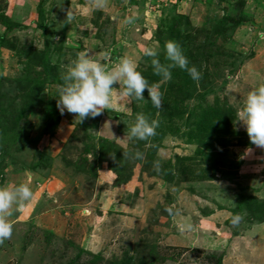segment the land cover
Here are the masks:
<instances>
[{"label":"rangeland","instance_id":"obj_1","mask_svg":"<svg viewBox=\"0 0 264 264\" xmlns=\"http://www.w3.org/2000/svg\"><path fill=\"white\" fill-rule=\"evenodd\" d=\"M92 5L0 0V184L33 191L10 217L0 264H264V150L236 122L248 91L264 83V0ZM168 40L201 69L198 85L178 68L168 81L154 75L143 49L156 48L166 64ZM84 50L109 69L135 59L158 83L162 108L145 90L147 101L114 98L82 123L61 114L56 86ZM138 113L159 127L130 142ZM137 150L142 161L123 156ZM169 206L180 215L169 216ZM179 222L193 229L181 233Z\"/></svg>","mask_w":264,"mask_h":264},{"label":"clouds","instance_id":"obj_2","mask_svg":"<svg viewBox=\"0 0 264 264\" xmlns=\"http://www.w3.org/2000/svg\"><path fill=\"white\" fill-rule=\"evenodd\" d=\"M95 9L106 7V0H93ZM135 16L125 18L126 24H134ZM143 55L151 58V65L154 75L162 80L172 79L173 69L185 71L189 77L199 84L202 78V71L192 64L184 54L180 44L174 40H168L164 44V56L168 63H161L156 48L145 47ZM107 53H105V58ZM135 59L130 56L119 57L109 69L89 51L84 50L76 54L65 70L62 72L61 83L56 86L57 107L61 114L65 112L75 114L82 123L88 117H96L104 110L113 107L114 98L124 105L135 101H147L144 98V91L147 90L150 102L154 108H162L163 94L159 90L158 83H149L142 74ZM118 84L119 88L113 87ZM115 90V92H114ZM236 122L242 124L252 145L264 150V83H258L256 87L246 94L243 106L237 111ZM159 127L157 119H150L143 113H138L134 123L128 127L127 140L148 141L156 134ZM125 138V136H124ZM123 138V139H124ZM251 148L245 149L244 155L251 152ZM123 156L133 160H143L144 154L141 151L123 152ZM243 158V156L241 157ZM157 172L161 170L159 161L154 162ZM33 197V191L26 182H7L0 184V245L10 240L13 235L14 225L10 217L22 212L25 204ZM169 216H179V210L174 206L164 209ZM243 219L239 213L230 218L232 226H238ZM191 223L179 222L178 230L181 233L191 231Z\"/></svg>","mask_w":264,"mask_h":264}]
</instances>
